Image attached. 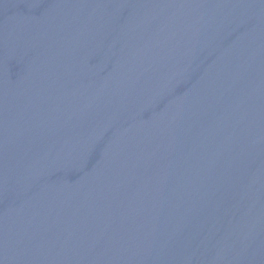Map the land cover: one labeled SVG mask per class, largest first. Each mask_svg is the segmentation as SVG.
Here are the masks:
<instances>
[{"label":"water","instance_id":"water-1","mask_svg":"<svg viewBox=\"0 0 264 264\" xmlns=\"http://www.w3.org/2000/svg\"><path fill=\"white\" fill-rule=\"evenodd\" d=\"M0 264H264V0H0Z\"/></svg>","mask_w":264,"mask_h":264}]
</instances>
